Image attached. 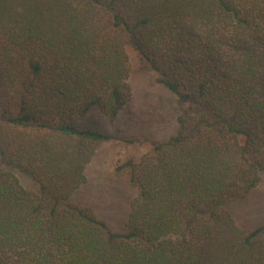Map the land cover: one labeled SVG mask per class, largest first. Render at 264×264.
<instances>
[{"label": "trees", "instance_id": "1", "mask_svg": "<svg viewBox=\"0 0 264 264\" xmlns=\"http://www.w3.org/2000/svg\"><path fill=\"white\" fill-rule=\"evenodd\" d=\"M133 57L183 111L117 168V232L71 199ZM263 173L264 0H0V264H264V226L234 216Z\"/></svg>", "mask_w": 264, "mask_h": 264}, {"label": "rangeland", "instance_id": "2", "mask_svg": "<svg viewBox=\"0 0 264 264\" xmlns=\"http://www.w3.org/2000/svg\"><path fill=\"white\" fill-rule=\"evenodd\" d=\"M131 101L116 118L100 117L99 130L111 139L100 145L87 168V183L72 202L94 211L113 231L125 229L135 191L127 183V172L117 168L130 159L138 160L153 145L163 143L180 131L183 111L178 97L156 82V76L139 68L133 57ZM234 216L243 229L264 226V173L259 186L234 204Z\"/></svg>", "mask_w": 264, "mask_h": 264}]
</instances>
